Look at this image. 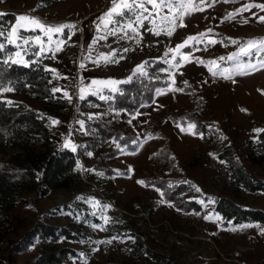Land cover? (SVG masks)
<instances>
[{"label": "rangeland", "instance_id": "obj_1", "mask_svg": "<svg viewBox=\"0 0 264 264\" xmlns=\"http://www.w3.org/2000/svg\"><path fill=\"white\" fill-rule=\"evenodd\" d=\"M200 0H191V6L199 5ZM211 4V7L207 5ZM245 4H264V0H205L203 11H190L184 16V27H177L171 37L161 35L156 37L151 33H145L141 29L143 39L139 45L132 41H117L116 37H109L107 41H99L94 46L93 58L98 52H109L115 48L112 38L119 46L135 49L129 51L126 59L119 64H101L96 66L85 57L88 55V44L95 35L93 21L105 13L111 7V0H63L46 7H39L38 0H0V13L12 11L16 15H26L30 18H38L46 25L74 24L75 37L67 40L62 45V51L56 54L55 59L47 61V65L58 70L59 80L57 86L70 93L75 101L72 111L68 114L54 116L51 120H58L59 124L51 125L53 141L56 145L64 143L68 134L71 141L77 145H84L86 140V128L79 131L77 121L86 120L76 109L79 100V89L73 87L81 76L85 78V84H89L92 78H114L124 80L132 69L149 58H158L169 47L175 48L189 36L213 30L209 37L220 43L211 45L207 50L193 54L190 62L184 63L175 71L174 88L183 89L182 92L167 91L166 94L155 96V102L144 103L140 107V115L135 119L125 113L114 112L112 116L119 125L124 120H131L129 131L146 136L136 151H129L110 157L107 161L117 170L128 169V174L116 175L111 178L102 170L95 168V159L98 152H92L91 157L82 155L81 170H78L76 178L70 188H54L47 195H37L35 190L23 193L25 200L17 203L9 210L16 219L18 229L10 233V236L24 235L31 228L40 215L47 220L67 224L74 228L85 227L89 235L82 240L63 239V243L76 248L84 257H72L69 264H82V259H87V264H264V235L260 234L259 228L249 227L236 231L226 230L245 224L257 223H232L223 220L222 227L219 222L206 221L204 216L209 212L216 211V197L228 195L236 198L239 202L264 209V191H241L228 182V173L225 164L218 157L220 149L232 144L239 154L244 156L250 150L248 139L257 137L255 129L264 128V70L253 72L250 75L235 76L234 80H225L213 77L208 67L198 64L196 57L204 61L217 59L220 56L227 57L238 50L239 45L226 43L227 38L239 40L243 44L247 40L264 39V22L259 21V16L264 15L260 9L252 8L250 11L237 12ZM151 8V6H148ZM255 12L257 15L252 16ZM233 16L225 19L229 14ZM247 20V23L244 21ZM16 23V20L8 28V31ZM147 24V22H145ZM179 24V21H177ZM21 35V33H20ZM46 41V37H44ZM55 39V34H54ZM111 46V48L109 47ZM23 55V53H22ZM172 56V53H169ZM264 55V52L261 53ZM25 58V57H24ZM243 59L247 60V57ZM85 64L81 69L80 63ZM221 66H228L227 62H220ZM215 68V66H211ZM68 77L69 79H64ZM184 81H188L185 86ZM167 87V86H166ZM162 87V88H166ZM5 98L19 100L26 106L40 108L41 104L28 99L23 94L12 91L5 93ZM203 119L212 122L213 128L209 146L205 147L204 138L181 132L180 128L186 124L175 123L171 115L183 111L191 106ZM119 113V114H117ZM94 117L100 114L99 110L90 112ZM195 124V123H194ZM226 137L221 140L220 137ZM170 144L173 154L180 161V173H171L172 177L179 176L191 184L188 197L203 199L207 208L196 215L193 211H185L177 207L173 201L163 197L166 203H158L153 215L146 211L151 201L161 199L160 194L153 185H141L138 181L145 180V168L153 165L152 153L159 151ZM205 149V152H204ZM81 151L82 148H78ZM214 154L216 159L210 155ZM257 154V153H256ZM249 169L264 178V159L261 162L252 161L251 157H244ZM223 161V160H222ZM157 165V164H154ZM93 169L95 171H84ZM103 172L104 176L96 173ZM145 182V181H144ZM155 186V185H154ZM157 187V186H155ZM199 188L198 192L196 189ZM93 197L103 204L111 205L107 215L111 217L105 231L94 229L92 224H100L102 221L85 219L86 212L92 209L76 198ZM208 197L215 198L214 204H208ZM35 199V203L31 200ZM75 201L80 205L78 211H71L72 216L63 215L59 211H48L57 204ZM169 203L173 206H169ZM177 209H180L179 211ZM80 215L79 222L75 219ZM220 215V214H219ZM221 216V215H220ZM1 217V215H0ZM261 227L263 225L259 224ZM140 233L144 237L146 245L167 254L172 260H155L150 256L137 257L127 251L132 240L126 239V235ZM113 236H121L124 242L114 240L112 244H100L99 250L93 252L97 245L89 243L90 240H106ZM84 241V243H80ZM39 253L37 242L17 254L15 262L6 261L3 264H24L36 258Z\"/></svg>", "mask_w": 264, "mask_h": 264}, {"label": "trees", "instance_id": "obj_2", "mask_svg": "<svg viewBox=\"0 0 264 264\" xmlns=\"http://www.w3.org/2000/svg\"><path fill=\"white\" fill-rule=\"evenodd\" d=\"M61 1L63 0H38V6L46 7ZM2 13L7 14L0 17V24L4 26V31L8 32V28L16 20L17 15L12 11ZM68 31L65 29L64 37H67ZM21 35H33V33L21 32ZM74 37L75 33L72 39ZM112 44L117 49L122 48L113 38ZM199 48V51L205 50L203 44L199 45ZM15 51L14 47L9 46L0 56L11 55ZM35 51H38V46L31 49V53ZM183 51L191 52V49L185 47ZM199 51L191 53L196 54ZM31 53L25 56L26 60L30 61L34 58ZM48 55L50 57L51 53ZM154 59L156 58L148 60L151 62ZM167 59H171V56L168 55ZM49 60L50 58H43L42 62L31 67L0 64L3 70L0 74L5 77L3 86H12L15 92L41 104L40 108L26 106L25 102L7 99L4 97L5 93H0V264L7 260L15 262L17 254L27 250L35 242L39 245V253L35 259L24 264H69L70 258L79 257L81 252L64 244L63 239H84L89 235L85 227L74 228L67 224L54 223L41 216L43 212H39L36 222L24 235L13 237L10 233L17 231L16 219L21 218L11 215L9 210L25 200L23 193L26 191L35 190L37 195L44 196L54 188H70L78 173L77 161L81 164L82 155L88 158L87 151L98 152L95 168L104 171L111 178L116 174L114 170L117 169L107 160L121 153L136 151L146 139V136L142 137L129 131L132 121L130 124L127 119L118 125L112 114L120 112L133 117L144 103L154 100L157 88L167 86L161 81L167 80L168 74L158 71L167 65L157 63L153 67L146 65L149 72L148 77L139 80L134 78L130 84L119 85L123 94H116L112 101L102 102L92 95H88L84 101L79 99L76 109L80 115L86 117L87 138L84 142L86 147L73 153L70 149H64L63 144L56 145L53 141L51 118L70 113L75 101L69 92L71 102L63 96L65 90L61 89L55 94L51 92L52 88L58 87L59 75L53 79L51 72L43 70L45 66H48L47 61ZM153 76H159L160 80L151 79ZM9 80L14 83L10 85ZM49 80L52 82L49 83ZM9 100L12 101L11 105L7 104ZM192 107L193 104L177 114H172L171 118L175 123L186 124L193 121L197 126L196 130L203 133L204 145L207 147L212 135L213 128L209 127L212 122L203 119ZM93 110H99L102 115L99 118L88 120V115ZM257 136L258 139L247 140L250 150L244 156H241L232 144L223 146L218 153V157L225 162L228 182L237 190L264 191V178L251 171L244 159V157H251L252 161L257 162L264 159V132ZM133 140L137 142L136 145H132ZM118 144L119 147H117ZM126 144L128 147L122 152L121 149ZM172 151L171 145L168 144L152 153L153 163L157 165L151 164L145 168V184L160 188L165 198L173 201L177 207L185 211L202 212L203 205L197 203L198 200L188 197L191 191L190 182L179 174L175 178L172 177L171 173H180V161ZM120 172L128 174L129 170L123 169ZM169 183L172 184L171 188L168 187ZM34 200L31 202L35 203ZM69 205L75 212L80 209V205L75 201H69L57 204L54 209L48 211L70 209ZM157 207V200L151 201L146 211L149 215H153ZM215 208L225 222L257 223L264 226V209L243 204L232 196H217ZM85 219L92 221L97 218L88 211ZM132 235L135 237V242L132 241L127 249L130 255L150 256L155 260H172L167 254L146 245L142 234L132 233Z\"/></svg>", "mask_w": 264, "mask_h": 264}, {"label": "snow or ice", "instance_id": "obj_3", "mask_svg": "<svg viewBox=\"0 0 264 264\" xmlns=\"http://www.w3.org/2000/svg\"><path fill=\"white\" fill-rule=\"evenodd\" d=\"M215 2V0H213ZM205 4V0H200L199 5L191 6V0H111V7L102 15L96 18L93 21L95 25V35L92 40L88 44V55L85 57L86 60L91 61L96 66H100L101 64H119L121 60L126 59V54L129 51H134L135 49H131L129 47H123L120 49L111 48V50L107 53L98 52L95 58L92 56V52L94 51V46L101 40L107 41L109 37H116L117 41H132L136 45H139L141 40L143 39V35L141 33V29L145 33H151L152 35L159 37L161 35H165L171 37L173 33L176 31L177 27H184V16L189 14L190 11H203ZM151 6L149 8L148 6ZM211 7V4L207 5ZM252 8L260 9L264 12V4H245L242 8L237 9V12H246L250 11ZM7 13H0V17L6 15ZM257 14L255 12L252 13V16L255 17ZM233 16V14H229L225 19H229ZM179 21V24H177ZM259 21L264 22V15L259 16ZM147 22V24L145 23ZM248 21L245 20L244 23ZM74 24H59V25H46L41 22L38 18H30L26 15H18L16 18V23L12 26L10 31L5 32L4 26L0 24V54H4L5 49L9 46H12L16 49V51L11 55H2L0 56V64L2 65H18L23 67H31L34 64L42 62L43 58L55 59L56 54L62 51V45L66 42L64 39V31L68 29L67 40H71L72 35L74 34L73 30L75 29ZM21 32L24 33H33V35H20ZM55 34V39H54ZM209 34H213V30L210 28L207 32L199 33L196 36H189L182 43H179L175 46V48L169 47L167 51L163 54V57H158L151 62L149 60H145L140 64L136 65L131 74L124 80H117L114 78L107 79H97L92 78L89 84H85V78L83 76L80 77L79 82L77 84H73V87L79 89V99L84 101L88 95H92L98 97V99L102 102H108L115 99L116 94H123V90L119 88L121 84H130L133 82V79H141L149 76L148 68L153 67L157 63H164L167 65L165 68H161L158 71L162 73L168 74V79L161 81L163 84L167 85L166 88H157L155 90V96H159L161 94H166L167 91H178L182 92L183 89L174 88L175 84V70L179 69L184 63L190 62L191 53L185 54L181 52V49L188 47L191 49V52L199 51V45L203 44L205 50H207L209 45H215L217 43L222 44L223 46H227L224 44L223 40H215L209 37ZM46 37V41L44 39ZM229 44L239 45L237 51L229 54L227 57L220 56L217 59L204 61L199 57H196V62L198 64H202L208 67V71L211 75L215 77H220L225 80H232L235 83V76H243L250 75L253 72H257L260 70H264V56L261 55L264 52V39L259 40H247L243 44L240 43L239 40H235L232 38H227ZM38 46V51L31 53L32 48H36ZM23 53V55H22ZM32 54L34 58L32 60H26L24 57ZM49 53L51 56L49 57ZM119 53V54H118ZM169 53H172L171 59H167ZM179 57V59H177ZM247 57V60L243 59ZM227 62L228 66H221L220 62ZM215 66V68L211 67ZM81 69L85 68V64L83 62L80 63L79 66ZM45 72H51L53 74L52 78L56 79L58 76V70L56 68H50L45 66L43 69ZM2 67H0V73H2ZM64 79H69L68 77H64ZM153 80H160L159 76L151 77ZM5 77L0 74V93H7L14 91V87L12 86H3ZM171 81V83H169ZM52 81L49 80V83ZM8 83L11 85L14 82L9 80ZM185 86L188 85V81H184ZM27 86V85H26ZM61 88L54 87L51 89L53 94L60 92ZM108 94H105V93ZM63 96L71 102V97L67 91L63 92ZM155 102V100H153ZM8 105L12 104V101H7ZM96 106V105H94ZM143 106V105H142ZM119 114V113H117ZM102 114L88 115V120H93L94 118H99ZM140 115L137 112L132 119H135L136 116ZM131 124V120L128 121ZM79 124V131L85 130V122L84 120L77 121ZM59 124L58 120H51V125ZM180 128L181 132H185L191 135H198L195 131L196 124L189 123L187 127H182L179 124L176 125ZM211 127V126H209ZM257 134L264 132V129H255ZM87 134V132H85ZM200 138H203V133H199ZM71 136V133L68 134V137ZM66 137L62 147L64 149H70L73 153L77 151L78 148H85L86 145H77L71 141L70 138ZM221 140L226 139V137L221 136ZM258 139V136L256 137ZM132 145H136V141H131ZM119 147V144L117 145ZM128 145L126 144L124 148L121 149L123 152L127 149ZM86 155L91 157L93 153L91 151H87ZM214 159L217 157L214 154H211ZM221 163H225L224 161H220ZM82 165L77 161L76 170H81ZM84 171H95L93 169H83ZM116 175H123L119 170H114ZM132 169L129 167V172ZM99 176H104L103 172L96 173ZM139 184L145 185L143 180L138 181ZM188 183V182H184ZM147 186V185H145ZM155 190L160 194L161 199L158 203H166L163 199L164 192L161 191L160 188L155 187ZM168 187L171 188L172 184L169 183ZM198 192L199 188L196 189ZM79 201H83L92 209L91 215L102 221L100 224H92L91 227L94 229H99L100 231L106 230V225L109 224L111 217L107 215L108 210L111 208L109 204H101L99 200L93 197H84L83 195L78 196L76 198ZM208 204H214L215 198L208 197ZM197 203L203 205L207 208V204H205L204 200L201 199L197 201ZM169 206H173L169 203ZM71 205L68 208L71 209ZM178 211L180 209H177ZM54 212L56 210H53ZM61 214L72 216L73 213L71 211L64 212L63 209H60ZM196 215H200V213H195ZM75 219L79 222L81 219L80 215H76ZM206 221L219 222L218 227H222L223 225V217L219 215V213L214 214L213 212H209L204 216ZM228 224L231 226L232 221H228ZM256 227L259 228L260 234L264 235V227H261L259 224H245L239 225L237 227H230L226 230L236 231L238 229L242 230L244 228ZM63 239V238H61ZM126 239L132 240L135 242V237L131 235H126ZM114 240H119L121 243L124 242V239L121 236H113L110 239L106 240H90L89 243L97 245V247L93 248L92 251H98L100 244H112ZM80 243H84V241H80ZM84 253H80L79 257L83 258ZM82 264H87V259H82Z\"/></svg>", "mask_w": 264, "mask_h": 264}]
</instances>
